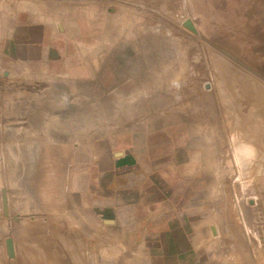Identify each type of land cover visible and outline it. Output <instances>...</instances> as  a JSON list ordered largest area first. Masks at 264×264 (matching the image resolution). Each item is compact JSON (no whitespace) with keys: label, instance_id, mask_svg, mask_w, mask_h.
<instances>
[{"label":"rangeland","instance_id":"rangeland-1","mask_svg":"<svg viewBox=\"0 0 264 264\" xmlns=\"http://www.w3.org/2000/svg\"><path fill=\"white\" fill-rule=\"evenodd\" d=\"M20 1L45 60L0 77V214L48 219L77 188L82 230L103 151L189 150L191 197L221 196L218 229L264 249V0Z\"/></svg>","mask_w":264,"mask_h":264},{"label":"crops","instance_id":"crops-1","mask_svg":"<svg viewBox=\"0 0 264 264\" xmlns=\"http://www.w3.org/2000/svg\"><path fill=\"white\" fill-rule=\"evenodd\" d=\"M45 26L28 3L0 1L1 80L43 66ZM100 155L93 164L100 174L88 185L85 229L79 228L77 188L65 197L64 212L59 201L57 215L27 223L18 221L8 197L0 214V264H264V249L254 253L218 229L221 196L191 197L189 150L161 151L150 160L133 150Z\"/></svg>","mask_w":264,"mask_h":264},{"label":"water","instance_id":"water-1","mask_svg":"<svg viewBox=\"0 0 264 264\" xmlns=\"http://www.w3.org/2000/svg\"><path fill=\"white\" fill-rule=\"evenodd\" d=\"M185 25H186L189 29L192 30V28H191L189 22H187ZM189 26H190V27H189ZM6 248H7L8 256L11 258L12 255H13V244H12V241H11V240H7V242H6Z\"/></svg>","mask_w":264,"mask_h":264},{"label":"bare ground","instance_id":"bare-ground-1","mask_svg":"<svg viewBox=\"0 0 264 264\" xmlns=\"http://www.w3.org/2000/svg\"><path fill=\"white\" fill-rule=\"evenodd\" d=\"M192 31H193V29H192Z\"/></svg>","mask_w":264,"mask_h":264}]
</instances>
